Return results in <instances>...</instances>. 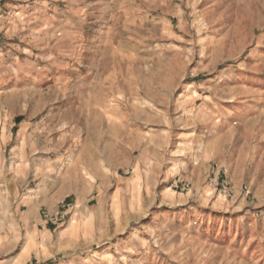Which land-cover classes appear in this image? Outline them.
<instances>
[{
    "label": "rangeland",
    "instance_id": "374dc122",
    "mask_svg": "<svg viewBox=\"0 0 264 264\" xmlns=\"http://www.w3.org/2000/svg\"><path fill=\"white\" fill-rule=\"evenodd\" d=\"M0 264H264V0H0Z\"/></svg>",
    "mask_w": 264,
    "mask_h": 264
}]
</instances>
